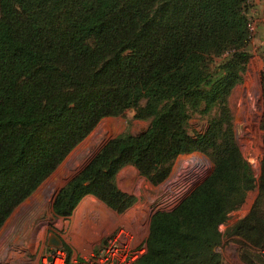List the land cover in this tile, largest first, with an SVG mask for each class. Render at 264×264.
<instances>
[{"label":"trees","instance_id":"1","mask_svg":"<svg viewBox=\"0 0 264 264\" xmlns=\"http://www.w3.org/2000/svg\"><path fill=\"white\" fill-rule=\"evenodd\" d=\"M253 1L0 0V229L103 119L136 110L148 129L110 140L61 189L54 214L69 219L93 197L123 215L138 201L118 186L123 169L158 186L179 156L203 153L213 172L152 216L135 264H222L219 227L258 189L227 231L254 264L252 251L264 252V157L257 179L226 106L251 59ZM218 108L206 132L189 133L192 112Z\"/></svg>","mask_w":264,"mask_h":264},{"label":"rangeland","instance_id":"2","mask_svg":"<svg viewBox=\"0 0 264 264\" xmlns=\"http://www.w3.org/2000/svg\"><path fill=\"white\" fill-rule=\"evenodd\" d=\"M249 19L252 28L251 59L243 82L232 91L226 106L231 114L236 142L244 158L251 165L255 177L259 179L261 162L264 157V133L261 130L264 119L262 93L264 0L253 1ZM220 112L219 108L214 109L209 115L192 112L188 123L189 133L194 136L206 132L210 120L218 116ZM137 114L136 110H129L120 117L103 119L90 136L58 167L54 176L48 178V181L46 180L28 200L16 208L0 229V264H47V256L54 250L50 241L55 236L62 242L60 247L67 253L66 247L71 250L72 257L86 255L89 252L85 248L78 250L77 243L82 238L89 241L90 238L98 237L96 229L103 224L104 220L109 222L110 209L97 199L87 197L71 218L64 219L54 214V198L66 183L85 169L110 140L126 133L140 135L148 129L151 121L139 119ZM65 169H68L69 177L60 182L61 185L56 184L51 197L48 200L45 199L43 194L45 183L53 182L57 174L60 181ZM213 169V162L203 153L182 155L174 162L168 179L154 187H150L153 185L136 171H131L127 167L123 169L120 172L119 181L117 180L118 186L120 189L124 188L131 192L130 194L138 199L135 206L123 214L130 222L128 228L133 230L141 240L146 241L152 216L158 212L171 211L176 208L211 175ZM181 193L182 196H178ZM258 195V189L249 192L241 209L231 213L229 220L221 223L219 228L224 238L216 252L221 255L222 264H246L242 259L245 241L238 236H228L227 231L250 213ZM262 209L264 211V202ZM63 244L66 247H63ZM252 253L255 255L254 264H264L263 251L254 250Z\"/></svg>","mask_w":264,"mask_h":264},{"label":"built area","instance_id":"3","mask_svg":"<svg viewBox=\"0 0 264 264\" xmlns=\"http://www.w3.org/2000/svg\"><path fill=\"white\" fill-rule=\"evenodd\" d=\"M146 252V241L123 226L107 236L99 248L86 255L69 258L62 247H56L47 256V264H135Z\"/></svg>","mask_w":264,"mask_h":264},{"label":"crops","instance_id":"4","mask_svg":"<svg viewBox=\"0 0 264 264\" xmlns=\"http://www.w3.org/2000/svg\"><path fill=\"white\" fill-rule=\"evenodd\" d=\"M127 169H131V171H136L137 173H139L134 167L132 166H129L127 167ZM71 171L73 172V170L71 169ZM60 172V170H59ZM121 174V173H120ZM120 174L117 178V180L119 181V177H120ZM58 175V174H57ZM57 175L55 176L56 178L54 179L53 182L51 183H45V188L43 189L44 190V197L45 199H49L51 197V192H53L56 188V184L57 185H61L62 183L60 182H63L65 179H67V177H69V174H68V169H65L64 172L62 173V177H61V180L59 181L58 180V177ZM54 176V175H53ZM51 176V177H53ZM59 176V175H58ZM50 180V179H49ZM48 181V180H47ZM119 183V182H118ZM67 184V183H66ZM47 185V186H46ZM43 186V187H44ZM65 186V185H64ZM63 186V187H64ZM62 187V188H63ZM150 187H154V186H150ZM61 188V189H62ZM60 189V190H61ZM123 192L125 193H131L129 191H127L126 189L124 188H121ZM59 190V191H60ZM59 191L57 192L56 196L54 199H56L57 195L59 194ZM103 204V203H102ZM107 207V206H106ZM111 213H110V220L109 222L105 221L103 222V224L101 226H98V229H96V234H98V237L100 236V238H90L89 241H87L86 239L82 238L78 243H77V247H78V250L82 249V248H85L87 250L92 251V250H95L97 248H99V246L101 244H103L104 242V238L106 236H109L111 233H113L114 231H116L118 228L120 227H130V222H128L126 220V217H124V215H119L117 213H115L114 211H112L111 209L109 210ZM78 217V216H77ZM79 218V217H78ZM78 218H77V221H78Z\"/></svg>","mask_w":264,"mask_h":264},{"label":"water","instance_id":"5","mask_svg":"<svg viewBox=\"0 0 264 264\" xmlns=\"http://www.w3.org/2000/svg\"><path fill=\"white\" fill-rule=\"evenodd\" d=\"M71 181V180H70ZM61 191V190H60ZM59 191V192H60ZM50 245H52L54 248H56V247H60L61 245H62V242H61V240L57 237V236H55V237H53L52 239H51V241H50Z\"/></svg>","mask_w":264,"mask_h":264},{"label":"bare ground","instance_id":"6","mask_svg":"<svg viewBox=\"0 0 264 264\" xmlns=\"http://www.w3.org/2000/svg\"><path fill=\"white\" fill-rule=\"evenodd\" d=\"M186 185H187V184H186ZM186 185H185V186H186ZM183 188H184V187H183ZM178 196H182V193H181V194H178ZM176 197H177V195H176Z\"/></svg>","mask_w":264,"mask_h":264}]
</instances>
